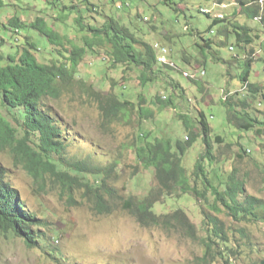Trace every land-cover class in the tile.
Returning <instances> with one entry per match:
<instances>
[{"label": "rangeland", "instance_id": "rangeland-1", "mask_svg": "<svg viewBox=\"0 0 264 264\" xmlns=\"http://www.w3.org/2000/svg\"><path fill=\"white\" fill-rule=\"evenodd\" d=\"M119 1L127 3L129 7L118 10L111 0H0V41L5 43L4 48L7 50L15 46L21 48L25 37V33L21 32L20 39L14 38L16 33L10 31L8 26V20L12 17H18L25 25L36 18H44L48 27L60 37L81 46L82 37L76 31L74 22L77 15L75 11H79L83 13L85 23L100 27L109 15L148 44L160 42L171 51L177 70L166 71L163 68L156 81L144 88L139 84V70L126 65L114 66L107 46L102 45L84 57L78 66L76 81L69 88L61 87L57 99L45 101L46 109L62 132L67 158L88 160L93 165L101 166L115 163L109 183L117 193L124 199L145 197L155 186L153 170L138 165L130 144L135 143L140 131L148 132V139L164 137L171 141H184L186 133L177 116L185 115L188 123L193 124L202 112L213 140V162L202 161L209 177L210 174H216L223 182L227 174L234 170L244 184L245 193L264 200V167L261 166L264 160V137H257L254 130L248 133L238 130L227 121L226 111L221 104L226 94L233 97V103L248 99V91L238 78L243 55L235 47L232 36L225 46L213 45L209 50H199L196 43L200 39L192 36L193 32H198L204 40L218 41L217 32L222 24L212 26L211 33L208 28L212 19L199 13V9H211L214 0H168L170 5L163 4L162 0ZM71 6L73 12H67ZM238 12V6L213 9L214 14L223 13L227 19L235 18ZM137 13L140 16L138 19L135 18ZM261 15L264 17V10ZM143 18L150 21L144 22ZM239 23L256 30L259 39L264 37V25L259 18L254 21L242 14L239 15ZM31 36L39 48L34 52L38 62L48 64L51 60L65 61L62 57L64 47H58L60 54L55 46L49 47L44 38L34 37L33 33ZM163 38L169 40L163 42ZM256 43L255 40L254 45ZM231 46L235 48L233 51L229 50ZM248 49H245L246 57ZM182 53L189 56L190 65L179 59ZM234 57L241 61L234 62ZM263 59L264 51L255 57L248 82L264 89ZM226 62H231L232 67L228 68ZM201 71L205 72L202 77ZM183 73L196 74V78L201 77V80L190 82ZM79 82L84 84L85 89L92 87L104 96H119L124 92L123 98L133 102L136 95L142 92L154 117L140 125L131 121L130 124L113 123L102 128L97 103L93 98L90 101ZM171 82L178 87L171 88ZM164 95L172 99L173 105L158 113L151 101L154 97L162 98ZM248 102L250 107L246 111L253 117L262 118V113H258L264 112L262 101L249 99ZM0 116H7L1 105ZM197 131V128L193 130L195 133ZM216 137L221 138V143L215 142ZM202 153V142L198 139L182 160L187 174L192 171ZM0 166L8 173L7 180L16 189L18 199L40 222L33 229L37 235L33 248L27 247L22 239L10 233L0 235V264H225L221 259L201 261L203 253L199 241L186 237L181 230L142 227L128 211L119 208L110 215H98L93 210L91 193L85 196V188L78 184L71 191L75 201L62 197L61 190L50 180L45 182L44 190L37 188L25 171L13 163L8 151L0 150ZM79 179L91 185L97 178L79 174ZM242 199L238 197L239 201ZM200 202L193 194H182L176 189L171 196H163L154 205L153 211L162 215L182 210L201 238L200 208L204 204ZM216 215L231 230L230 235L233 234L230 264H263L260 261L264 259V224L235 223L224 212ZM239 229L246 232L247 238L240 237L237 232Z\"/></svg>", "mask_w": 264, "mask_h": 264}, {"label": "trees", "instance_id": "trees-1", "mask_svg": "<svg viewBox=\"0 0 264 264\" xmlns=\"http://www.w3.org/2000/svg\"><path fill=\"white\" fill-rule=\"evenodd\" d=\"M216 1L222 3L228 0ZM234 1L239 5L240 12L232 19H227L226 16L219 19L212 16L214 13L199 11L205 17L212 19L208 28L210 32L212 26L222 24L217 32L218 41L204 40L198 32H193L192 36L200 39V42L196 43L199 50H209L213 45L223 47L230 36L234 38L235 47L243 55L240 63L241 73L238 78L242 86L247 88L248 99L233 103V97L226 94L227 98L224 101L221 100V104L226 111L227 121L238 130L246 133L254 130L257 137H264V112H260L262 118L258 119L246 111L250 107L249 99L250 101L261 100L264 104V89L248 82L254 63L250 55L255 51L257 46V43L254 45L255 40L258 42L260 36L256 30H251L239 23V15L244 14L247 19L254 20L260 16L261 8L257 4L258 0ZM162 2L170 5L168 0H162ZM247 4L249 5L246 6ZM71 7L67 12H73L71 10L73 6ZM85 9L90 12L88 6H85ZM174 11L176 12L175 9ZM75 12L77 15L74 22L76 31L78 30L82 37L81 46L60 37L48 27L44 18H36L28 25L22 24L18 17L8 20L10 31L16 33L14 38L20 39L21 32L25 33V37L21 48L15 46L14 49L9 47L7 50L4 48L5 43L0 41V105L9 117L0 116V150L8 151L13 163L24 170L39 189L44 190L45 182L50 180L61 190L62 197H67L68 201H75L71 191L78 184L79 187L85 188V196L91 193L92 201H94L93 210L98 215H110L119 208L128 211L142 227L181 230L186 237L199 241L203 253L201 261L212 262L215 259H221L225 264H230V256L233 253L231 248L233 234L230 235L231 230L216 214L224 212L235 223L264 224V200L247 195L243 182L234 170L227 174L223 182H220V176L216 174H210L209 177L202 161L213 162V140L210 138L207 119L202 112L193 124L188 123L185 115L177 116L186 133L184 141H171L164 137L148 139L150 134L140 131L135 143L130 144L129 147L138 165L144 169L153 170L155 186L145 197L124 199L111 187L109 180L114 173L115 163L101 166L93 165L88 160L76 161L67 158L62 132L56 120L46 109L45 101L51 98L57 99L60 96L61 87L69 88L76 81L78 66L88 53H94L96 48L102 45L107 46L108 55L114 66L126 65L139 70L138 80L143 88L155 82L163 70L156 65L151 44L136 36L115 18L109 15L104 16L102 26L96 27L84 22L83 13ZM60 13L62 14V11ZM135 18H140L138 13ZM149 21L150 19L144 20V22ZM261 24L264 25V17ZM184 29L187 30V27ZM32 33L34 37L44 38L49 47L55 46L60 54L62 53L58 47L61 49L64 47L62 57L65 61L51 60L48 64L38 62L34 52L39 48H37V42L32 39ZM166 40L169 39L163 38V42ZM246 47H249L248 56L244 58ZM234 49L233 46L229 48L230 51ZM170 58L173 61L171 54ZM179 59L184 64L190 65L189 56L182 53ZM232 60L241 61L238 57ZM225 65L228 68L232 67L231 62H226ZM165 70L172 71L173 68L166 66ZM80 85L89 99L93 98L97 103L102 128L113 123L130 124L131 121L140 125L143 121L154 117V112L147 106L148 102L142 92L136 95V100L133 102L123 98L124 92L119 96L114 94L104 96L95 92L92 87L85 89L84 84L80 83ZM169 85L175 89L178 87L176 83L172 85V82ZM162 99L157 96L151 101L157 107L158 113L173 105L170 97L165 96ZM195 128L198 129L197 133L193 132ZM198 139L202 142L203 153L196 160L192 171L187 174L182 160ZM215 142L221 143V138L216 137ZM261 166L264 167V160ZM79 174L91 175L97 179L91 185L84 184L80 182ZM6 175V170L0 166V235L10 233L22 239L27 247L33 248L37 239L33 229L40 222L18 199V193L8 183ZM176 189L182 194H193L201 201L200 203L204 204L200 208L203 229L201 238L198 237L194 224L188 220L182 210L162 215L154 213V205L163 196H171ZM238 197H242V201H239ZM237 232L240 237L247 238L243 229ZM260 262L264 264V259Z\"/></svg>", "mask_w": 264, "mask_h": 264}, {"label": "clouds", "instance_id": "clouds-1", "mask_svg": "<svg viewBox=\"0 0 264 264\" xmlns=\"http://www.w3.org/2000/svg\"><path fill=\"white\" fill-rule=\"evenodd\" d=\"M114 6L116 7V9H118V10H122V9H124V7H129V5L127 4V3H124V2H122V1H119V0H114ZM124 4V5H123ZM257 4H259L260 5V8H261V13L263 12V10H264V0H258L257 1ZM249 4H247L246 6H248ZM230 6H238L239 7V5L234 1V0H231V1H224V2H222V3H219V2H217L216 0H214V2H213V5H212V8H211V10H208V9H203V10H201V9H199V11L201 12V13H213V9L214 8H220V9H222V10H224V9H227L228 7H230ZM234 11H236V10H234ZM210 13V14H211ZM261 13H260V16H258L257 18H255L254 19V21H258V18H259V21L261 22V20H262V15H261ZM213 16L214 17H217V18H219V19H221V18H223V17H225L226 15L225 14H223V13H219V14H213ZM219 16H221V17H219ZM226 18V17H225ZM147 19L148 18H144V20H146L147 21ZM211 33H212V31H211ZM151 46H152V49H153V51H154V54H155V59H156V65L159 67V68H166V66H170L171 68H173V71H176L177 69H176V66L174 65V63H173V61L172 60H170V54H171V51H170V49L166 46V45H164V44H160V42L159 43H155V44H151ZM257 48L255 49V51L250 55V57H251V59L252 60H255V57L257 56V55H260L263 51H264V37L263 38H261V39H259L258 40V42H257ZM165 49L166 50V53L165 54H162L161 53V49ZM244 58H247L246 57V55L244 56ZM160 59H164V62H161L160 61ZM195 73H197V71L195 72ZM185 73H183V75H184ZM187 74V73H186ZM204 74H205V72L204 71H201L200 72V75H201V77L202 76H204ZM189 75V74H188ZM192 76V77H191ZM193 76H194V78H193ZM184 77H186L190 82H195V81H199V80H201V77L199 78V79H197L196 78V74H194V75H189V76H185L184 75ZM243 88H246L245 86H242ZM242 89V88H241ZM247 89V88H246ZM164 97H165V95L164 96H162V98L164 99ZM227 98V95L224 97V98H222V100L224 101L225 99ZM260 113V112H259ZM249 132H251V131H249ZM7 177H8V173H7V175H6V179H7ZM8 181V180H7ZM8 183L11 185V183L8 181ZM110 184V183H109ZM111 185V184H110ZM12 186V185H11ZM112 187V186H111ZM113 188V187H112ZM114 189V188H113Z\"/></svg>", "mask_w": 264, "mask_h": 264}, {"label": "built area", "instance_id": "built-area-1", "mask_svg": "<svg viewBox=\"0 0 264 264\" xmlns=\"http://www.w3.org/2000/svg\"><path fill=\"white\" fill-rule=\"evenodd\" d=\"M219 17H221V16H219ZM161 53H162V54H165V53H166V50L162 48V49H161ZM160 61H161V62H164V59H160ZM184 75H185V76H189V75L186 74V73H185ZM191 77H192V76H191ZM193 78H194V76H193Z\"/></svg>", "mask_w": 264, "mask_h": 264}, {"label": "bare ground", "instance_id": "bare-ground-1", "mask_svg": "<svg viewBox=\"0 0 264 264\" xmlns=\"http://www.w3.org/2000/svg\"><path fill=\"white\" fill-rule=\"evenodd\" d=\"M142 74V73H141ZM20 219V218H19Z\"/></svg>", "mask_w": 264, "mask_h": 264}]
</instances>
